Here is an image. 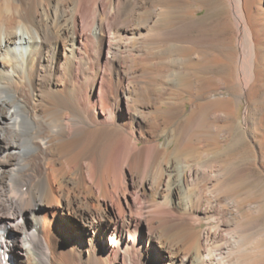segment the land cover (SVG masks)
Instances as JSON below:
<instances>
[{
	"label": "bare ground",
	"instance_id": "obj_1",
	"mask_svg": "<svg viewBox=\"0 0 264 264\" xmlns=\"http://www.w3.org/2000/svg\"><path fill=\"white\" fill-rule=\"evenodd\" d=\"M252 90L264 0H0V264H264L243 165L182 135L252 139Z\"/></svg>",
	"mask_w": 264,
	"mask_h": 264
},
{
	"label": "rangeland",
	"instance_id": "obj_2",
	"mask_svg": "<svg viewBox=\"0 0 264 264\" xmlns=\"http://www.w3.org/2000/svg\"><path fill=\"white\" fill-rule=\"evenodd\" d=\"M204 11L205 9L202 11V13ZM219 14H220L219 11H215L210 16L213 15V17H217V15L219 16ZM99 62L101 66L104 67L103 65H105V63L103 58L100 59ZM146 67L153 70L155 68L154 65L152 64H146ZM157 76L158 78H160L161 76L164 75L157 73ZM148 77L151 76L148 75ZM148 77L139 76L141 80H145L146 78L148 79ZM223 91L226 92V90ZM252 93H251L253 95L251 99L252 106L249 114V120H250L249 127L252 130V137H251L252 139L246 136V134H239V133H237L236 137H233L234 129L236 127L235 123L242 118V113L244 108L243 104H240L239 108L236 111H234V114L232 115L233 117L232 120L228 122L226 130H224L221 133L222 135L219 137L220 141L218 142L216 141L217 143L214 141L216 136H214V134L212 133V129L207 127V123L209 122L207 118H205V120L202 119V120H198L197 122L195 121V123L193 122V120L196 116L194 118L187 119V122L190 126H188L187 128L185 127L182 135L184 134L183 137L188 141L190 140L189 142L193 144H198V146H201L210 151H213L216 147L221 146L222 148H224V151L226 150L225 157L228 159V161H233L234 163H237L240 166L243 165L241 167V175L243 177H241L242 179L240 180V182L242 183H240L238 187V191H239L238 194L241 196V198H244V201L251 199L252 195H254L257 198V203L262 204L261 210L257 213L258 214L257 218L259 219V221H261L260 223L264 227V169L257 164V154L254 153V149H253L254 147L252 146L253 142H256V144L261 149L262 151L261 160L264 165V151H263L264 149V107L263 106L264 105H261L260 103L257 102V95L255 96L254 90H252ZM214 99L215 97L213 96V94L210 93V95H208V100H214ZM215 105H216L215 102L210 103L209 107H205L204 113H207L209 109H211ZM29 124L30 125L32 124V126H30ZM29 124H28L29 127H31L32 129L34 128L33 126H35V129L38 130L39 124L37 125V123L34 124L33 122ZM262 146L263 148H261ZM243 168L246 169L243 170ZM7 253L11 254L12 258L15 259V261L12 262L11 264H18V257H15L17 256V254L14 251V249L13 250L9 249Z\"/></svg>",
	"mask_w": 264,
	"mask_h": 264
}]
</instances>
